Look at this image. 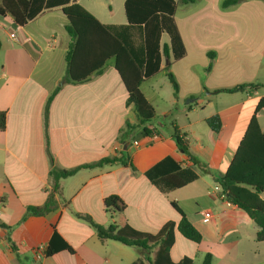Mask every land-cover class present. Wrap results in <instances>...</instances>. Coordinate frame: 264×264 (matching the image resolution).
<instances>
[{
    "label": "crops",
    "instance_id": "0c3cea01",
    "mask_svg": "<svg viewBox=\"0 0 264 264\" xmlns=\"http://www.w3.org/2000/svg\"><path fill=\"white\" fill-rule=\"evenodd\" d=\"M125 1L118 0L123 7ZM222 2L178 3L175 20L187 54L178 61L171 59L170 70L164 59L159 73L140 86L156 117L146 126L150 135H141L142 129L136 128L129 138L122 136L127 125L137 126L138 117L127 104L115 62H106L103 73L86 82H69L64 61L70 44L68 20L60 10H46L25 26L15 24L10 15L0 16V114L5 115V128L0 130V264L139 263L136 248L101 240L95 227L79 216H90L103 227L118 224L116 212L106 211L104 204L114 195L126 204L127 223L150 234L168 222L179 223L181 215L173 203L182 209L202 240L194 243L177 233L171 250L174 262L188 257L202 264L209 253L211 264H264L257 225L212 189L216 178L226 173L264 98V0H242L227 9L221 8ZM89 12L104 24L127 22L109 21L103 11H98L100 16ZM165 35L162 43L169 42ZM198 58L202 62H189ZM198 66L207 68L204 75L199 76ZM169 71L179 91L165 98L150 84ZM241 84L257 88L218 92ZM214 115L223 122L218 134L206 122ZM262 115L264 109L258 115L264 131ZM175 128L184 135L198 166L178 148ZM115 156L124 158L125 164L82 168L60 179L55 190L54 172ZM168 157L193 168L197 179L170 191L159 189L148 172ZM49 203L52 208L44 215L29 211ZM205 212L211 214L207 222ZM54 234L72 251L57 249L38 260L36 248L45 246L47 251Z\"/></svg>",
    "mask_w": 264,
    "mask_h": 264
},
{
    "label": "trees",
    "instance_id": "16d2710c",
    "mask_svg": "<svg viewBox=\"0 0 264 264\" xmlns=\"http://www.w3.org/2000/svg\"><path fill=\"white\" fill-rule=\"evenodd\" d=\"M196 1L126 0L124 12L127 22L121 25L102 23L78 0H0V16L10 15L15 24L25 26L46 10H60L68 20L66 30L70 37V44L64 61L67 64L69 82H86L93 75L102 74L106 62L114 60L128 93L127 104L134 107L138 117L137 126L127 125V131L122 136L129 138V134L136 128L142 129L141 135L152 133L146 126L156 117V110L146 99L140 86L159 73L164 59L168 61L166 69L170 70L171 59L178 61L186 56L187 49L175 20V12H177L178 3L191 5ZM241 1L223 0L221 8L227 9ZM164 34L169 38L168 43H162L161 37ZM167 77L176 94L179 91L178 82L171 71L168 72ZM255 88L257 86L253 84H241L218 92L229 94L251 92ZM57 92L58 89L50 96L48 105ZM263 109L264 98L259 101L226 173L216 178L227 201L246 212L257 225L256 239L259 242H264V131L258 120V115ZM206 122L212 131L217 134L221 132L223 122L219 115L209 116ZM4 128L5 115L0 114V130ZM174 132L178 148L190 157L194 166H198L199 161L191 155L187 142L183 138L184 135L178 128H175ZM123 141L125 145L127 142L125 139ZM124 160L115 156L76 169L54 172L55 190H59L57 184L60 179L69 177L82 168L125 164ZM148 176L162 191L184 187L198 177L193 168L182 167L171 157L152 168ZM104 204L106 211L116 212L118 224L103 227L95 224L90 216L80 214L79 216L95 227L97 236L101 240H114L136 248L141 255V261L136 264L146 262L148 264H194L188 257H184L179 262H174L171 258L177 233L194 243H200L202 240L201 233L176 203L172 205L181 215L179 223L176 225L174 222H168L157 234L132 228L125 219L126 204L120 197L110 196L105 199ZM51 208L52 204L49 203L43 207L29 208V211L33 215H44ZM0 226H2L1 223ZM57 249L72 251L57 234H54L46 255H52ZM152 253L153 258H150ZM212 261L213 257L208 253L202 264H211Z\"/></svg>",
    "mask_w": 264,
    "mask_h": 264
},
{
    "label": "rangeland",
    "instance_id": "374dc122",
    "mask_svg": "<svg viewBox=\"0 0 264 264\" xmlns=\"http://www.w3.org/2000/svg\"><path fill=\"white\" fill-rule=\"evenodd\" d=\"M85 9H88L89 11H93L95 12L97 15L100 16L99 12L98 11H103L105 12L106 15H108L110 18L109 21H112L114 23H118V22H122V21H125L126 18H125V13L123 12L124 11V7L122 4H120L118 2V0H114V1H111V0H81V3H80ZM112 9H114V13L112 15V11L110 10V7ZM168 36L165 35V39H168L167 38ZM114 60H111V62H113ZM183 62H187V61H183ZM189 62H202L201 58H198L196 60H193V61H189ZM196 70L199 72V76L200 75H204L205 72L207 71V68H202L201 66H198L196 68ZM154 83L150 84V86L153 87V89H156V90H161L163 96L165 98H167L169 95L171 96V94L174 92L173 88H172V85L169 81V79L167 77H159V79L157 81H153ZM149 86V85H148ZM191 101V100H190ZM193 107H196L198 110H201L202 109V106L196 104V102H193ZM210 112V109H208L206 111V114ZM261 119V123H262V126L264 127V115H262V117L260 118ZM188 242V241H187ZM191 246H193L195 248V246H197L196 244L194 243H190ZM175 254V252H174Z\"/></svg>",
    "mask_w": 264,
    "mask_h": 264
},
{
    "label": "built area",
    "instance_id": "2783aa9c",
    "mask_svg": "<svg viewBox=\"0 0 264 264\" xmlns=\"http://www.w3.org/2000/svg\"><path fill=\"white\" fill-rule=\"evenodd\" d=\"M11 38L12 39H17V36L14 34H11ZM214 193L218 194V197L220 200L225 201L228 205H230L231 203H229L226 199L225 193L223 192V189H221V186L217 183L215 184L214 188H212ZM232 205V204H231ZM210 212H205L203 213V220L205 222L209 221L211 218V214H209ZM36 257L38 258V260L43 259L46 256V248L45 246H39L38 248H36L35 251Z\"/></svg>",
    "mask_w": 264,
    "mask_h": 264
}]
</instances>
